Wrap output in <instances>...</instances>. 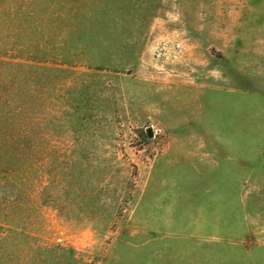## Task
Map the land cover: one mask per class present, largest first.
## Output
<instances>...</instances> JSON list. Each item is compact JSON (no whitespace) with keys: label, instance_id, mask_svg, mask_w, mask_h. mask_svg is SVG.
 <instances>
[{"label":"rangeland","instance_id":"rangeland-1","mask_svg":"<svg viewBox=\"0 0 264 264\" xmlns=\"http://www.w3.org/2000/svg\"><path fill=\"white\" fill-rule=\"evenodd\" d=\"M0 264H264V0H0Z\"/></svg>","mask_w":264,"mask_h":264},{"label":"water","instance_id":"water-1","mask_svg":"<svg viewBox=\"0 0 264 264\" xmlns=\"http://www.w3.org/2000/svg\"><path fill=\"white\" fill-rule=\"evenodd\" d=\"M147 133H148V136L151 137L153 135L152 129L148 128Z\"/></svg>","mask_w":264,"mask_h":264},{"label":"trees","instance_id":"trees-1","mask_svg":"<svg viewBox=\"0 0 264 264\" xmlns=\"http://www.w3.org/2000/svg\"><path fill=\"white\" fill-rule=\"evenodd\" d=\"M3 229V228H2ZM5 230V229H4ZM5 231H7V230H5ZM3 233H5L4 231H3Z\"/></svg>","mask_w":264,"mask_h":264}]
</instances>
